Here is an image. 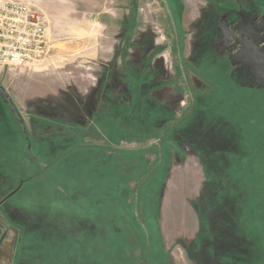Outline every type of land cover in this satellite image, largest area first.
I'll list each match as a JSON object with an SVG mask.
<instances>
[{
  "label": "rangeland",
  "instance_id": "374dc122",
  "mask_svg": "<svg viewBox=\"0 0 264 264\" xmlns=\"http://www.w3.org/2000/svg\"><path fill=\"white\" fill-rule=\"evenodd\" d=\"M28 1L50 54L0 70L32 143L4 111L0 264H139L159 148L89 144L147 147L189 111L163 2ZM169 2L195 107L140 191L152 264H264V0Z\"/></svg>",
  "mask_w": 264,
  "mask_h": 264
},
{
  "label": "built area",
  "instance_id": "2783aa9c",
  "mask_svg": "<svg viewBox=\"0 0 264 264\" xmlns=\"http://www.w3.org/2000/svg\"><path fill=\"white\" fill-rule=\"evenodd\" d=\"M50 20L28 0H0V70H22L50 54Z\"/></svg>",
  "mask_w": 264,
  "mask_h": 264
},
{
  "label": "water",
  "instance_id": "95a60500",
  "mask_svg": "<svg viewBox=\"0 0 264 264\" xmlns=\"http://www.w3.org/2000/svg\"><path fill=\"white\" fill-rule=\"evenodd\" d=\"M161 1L163 2L164 9H165L166 13L168 14V17L170 19L171 26H172V29L174 32L178 62L180 65V69L182 72L184 82L186 84L188 93H189L190 98H191V107H190L189 111L183 117H181L178 121H176L175 123H173V124L169 125L167 128H165V130L163 131V133L160 136V139L157 142V146L159 148V161H158L157 165L147 174L145 179L137 186L136 191H135L134 214H135L136 220L142 226V228L145 232V236H146V251H145L144 264H150L149 258H150L151 239H150L149 230H148L145 222L142 220V218L139 214L140 191H141V188L143 187V185L154 174V172L158 169V167L160 166V164L162 162V143H163V140H164L166 134L171 129L180 125L182 122H184L190 116V114L192 113V111L195 107V98H194L193 91H192V88H191V85L189 83V80H188V77L186 74V70H185V64H184V59H183L182 49H181V40H180V35L178 32L176 17H175V14L171 8L169 0H161ZM0 96L4 100V102H6L10 106L12 111L16 114L18 121H19V123H20V125L24 131V134L28 138L27 130H26L25 124L22 120V117H21L20 113L18 112L15 104L13 103L11 97L9 96V93L2 87L1 84H0ZM89 145H96L99 147H104V148L106 147V148H111L114 150H135V149H137L135 147L131 148V147H122V146H113V145L110 146V145L98 144V143H92ZM28 149L31 151L30 145L28 146Z\"/></svg>",
  "mask_w": 264,
  "mask_h": 264
},
{
  "label": "trees",
  "instance_id": "16d2710c",
  "mask_svg": "<svg viewBox=\"0 0 264 264\" xmlns=\"http://www.w3.org/2000/svg\"><path fill=\"white\" fill-rule=\"evenodd\" d=\"M170 1V0H169ZM173 8V7H172ZM173 11H174V9H173ZM178 29H179V27H178ZM179 35H180V32H179ZM180 37H181V35H180ZM182 38V37H181ZM181 45H182V41H181ZM220 82V81H219ZM222 85V84H221ZM221 85L219 86V83L218 84H216V88L218 89V90H220V91H222L223 89H225L224 88V86H222L221 87ZM3 101V100H2ZM4 111H6L7 113H8V115L11 117V119L14 121L13 123H15L16 125H17V127H18V129H19V131H20V133H21V135L24 137V139H25V141H27L28 142V144L30 143V146L32 147V143H31V138H30V133H29V131H27V134H28V138L25 136V134H24V131H23V129H22V127H21V125H20V123H19V121H18V118H17V116H16V114L12 111V109L10 108V106L6 103V102H4L3 101V109L0 111V118L4 115ZM172 130V129H171ZM170 130V131H171ZM169 131V132H170ZM167 135H168V133L166 134V136H165V138H164V140H163V148H164V145H165V143H166V138H167ZM78 146H81V145H76V146H74V147H72L70 150H68V151H66V153H68V152H70L72 149H74L75 147H78ZM86 146H89V145H86ZM154 146H156V147H158L157 146V143H154V144H152V145H149V146H147V147H141V148H137V149H135V150H117V151H130V152H133V151H141V150H144V149H148V148H152V147H154ZM122 147H125V146H122ZM104 148V147H103ZM132 148V147H131ZM109 149H111V148H109ZM28 150L29 149H27V153L29 154V152H28ZM112 150V149H111ZM19 152V151H18ZM64 156V154H62L60 157H58L56 160H54L52 163H54L55 161H58L61 157H63ZM21 182H23L22 180H21ZM19 185V184H18ZM17 185V186H18ZM21 185V184H20ZM19 185V186H20ZM16 186V187H17ZM21 187V186H20ZM18 188V187H17ZM17 188H15L14 189V191H12L10 194H9V196H13V195H15V193L17 192ZM7 197V196H6ZM139 209H140V205H139ZM135 219H136V217H135ZM143 219V218H142ZM137 221V220H136ZM137 223H138V225L141 227V230H142V233H143V245H144V248H143V252L145 253V249H146V236H145V232H144V230H143V228H142V226L139 224V222L137 221ZM147 226H148V224H146ZM150 227L148 226V229H149ZM151 233V232H150ZM153 239H152V236H151V248H150V258H149V261H150V264H152V258H151V255H152V252H153ZM143 253V254H144ZM139 264H144V258H142V260L140 261V263Z\"/></svg>",
  "mask_w": 264,
  "mask_h": 264
},
{
  "label": "crops",
  "instance_id": "0c3cea01",
  "mask_svg": "<svg viewBox=\"0 0 264 264\" xmlns=\"http://www.w3.org/2000/svg\"><path fill=\"white\" fill-rule=\"evenodd\" d=\"M2 107H3V104H2V102L0 101V110L2 109ZM2 177H3V176L0 175V180H1Z\"/></svg>",
  "mask_w": 264,
  "mask_h": 264
},
{
  "label": "bare ground",
  "instance_id": "6f19581e",
  "mask_svg": "<svg viewBox=\"0 0 264 264\" xmlns=\"http://www.w3.org/2000/svg\"><path fill=\"white\" fill-rule=\"evenodd\" d=\"M46 68V67H45Z\"/></svg>",
  "mask_w": 264,
  "mask_h": 264
},
{
  "label": "flooded vegetation",
  "instance_id": "af4514ba",
  "mask_svg": "<svg viewBox=\"0 0 264 264\" xmlns=\"http://www.w3.org/2000/svg\"><path fill=\"white\" fill-rule=\"evenodd\" d=\"M4 101V100H3Z\"/></svg>",
  "mask_w": 264,
  "mask_h": 264
}]
</instances>
